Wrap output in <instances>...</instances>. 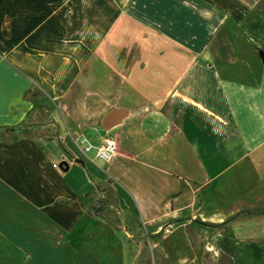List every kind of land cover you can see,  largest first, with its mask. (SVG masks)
<instances>
[{"label":"crops","instance_id":"crops-1","mask_svg":"<svg viewBox=\"0 0 264 264\" xmlns=\"http://www.w3.org/2000/svg\"><path fill=\"white\" fill-rule=\"evenodd\" d=\"M258 54L264 0H0V106H12L0 114V264H145L146 249L151 264H264ZM35 106L52 108L39 120ZM113 111L122 119L105 130ZM57 133L76 158L39 148ZM105 140L116 151L97 166ZM63 162L91 192L72 195ZM105 185L116 234L90 210Z\"/></svg>","mask_w":264,"mask_h":264},{"label":"rangeland","instance_id":"rangeland-1","mask_svg":"<svg viewBox=\"0 0 264 264\" xmlns=\"http://www.w3.org/2000/svg\"><path fill=\"white\" fill-rule=\"evenodd\" d=\"M260 59L262 60L261 58V55L258 54ZM12 106H0V114H5V112L7 110H10ZM52 108L51 106H35L34 109H33V113L34 114H38V117H39V120L42 119V117L44 115H46L48 117L49 115V112L46 110V109H50ZM54 108L57 110V107L54 106ZM14 111V110H12ZM58 111V110H57ZM4 112V113H3ZM15 114H17V111H14ZM2 116V115H0ZM12 117V115L10 116ZM13 117H17L16 115H14ZM46 117V118H47ZM44 124V121H38L36 123H34L32 126L35 127V126H40ZM27 127H29L28 125H25L23 124L22 125V135H26L29 133V130H27ZM65 131L68 132V130L66 129ZM15 135L17 134V136H19L18 132H15L14 133ZM48 136L47 138L51 139V138H54V136H51L49 137V135L45 134L44 133V137ZM56 136H58V133L56 134ZM71 137V136H70ZM23 139V138H22ZM57 142L56 141H53V140H46V141H42L40 144H39V148L41 147V149L43 150V152L46 153V155H48V157H50V159H54L56 162H58L59 160V157H64L66 159V161H70L72 160L74 157L76 158V154H74V152H70L67 150V140L63 137H60L58 136L56 138ZM77 139H74L72 138V145L74 146V148L77 149L76 147V144H77ZM66 144V145H65ZM65 146V147H64ZM24 151V150H23ZM76 153V152H75ZM94 150L90 153L91 156H93L94 154ZM97 160L95 161V164L97 166H99L102 162L101 159L99 158H96ZM50 161V160H49ZM23 162L26 163L27 165V162H28V165L29 166H33V167H36L39 168H43V169H48L45 165H42V163L35 161V159H32V160H23ZM52 163V166H53V162ZM27 165V166H28ZM43 166V167H42ZM65 172V175H67L66 178V181L68 182L69 184V187H70V192L72 193V195L76 198L78 196L81 195V193L83 192H91L92 190V185H90L89 183H87V179L88 178V175L87 174H84V176H82V173L80 172H76V171H64ZM90 175H92V173L90 172ZM23 179L24 178H28L29 176H26L25 174L22 175ZM45 177H48L50 178V175H46ZM93 177V176H92ZM64 184H65V181H63ZM21 184L23 185V183L21 182ZM108 185H105L104 186V189H105V192L101 195V196H95L96 199L91 203L90 205V210L92 211V213L96 214V213H100V214H104V216L108 217L109 219H111V224H110V227L109 229L111 230V234H116L115 231H120L121 229V226L123 225L122 221L120 220L121 218L119 217V213L117 211V207L115 206L114 204V201H112V197H113V193L111 191V189H109V187H107ZM103 189V190H104ZM24 195V193H23ZM26 195V194H25ZM82 200H85L84 198H82ZM130 225L132 228L134 229H139V224L138 222L135 221V219L131 218L130 217ZM120 221V222H119ZM95 229V228H94ZM97 230L99 231V233L102 235V237H110L109 235H107V230L108 229H103V228H100L97 226ZM108 230V231H110ZM117 236H121V235H118ZM109 240V243L113 242V240L111 239H108ZM118 242L120 243V239L118 238ZM73 243V242H72ZM78 243L77 241H75V243L73 244L75 247L78 246ZM94 243V242H93ZM113 244V243H111ZM85 247H87L88 249H92L93 247V244L90 240H86V243H85ZM104 247V246H103ZM96 250L99 249L98 247H95ZM112 246L110 245V248L108 246H106V250H111ZM101 250V249H99ZM105 251V250H104ZM130 257L131 255H128L127 256V261L128 263H130ZM156 255L155 254H151L149 252L148 249L145 250V253L143 255L140 256V261L142 263H149L151 264L152 263V260H156ZM106 261L108 264H110V259H111V253L110 254H107L106 255Z\"/></svg>","mask_w":264,"mask_h":264},{"label":"built area","instance_id":"built-area-1","mask_svg":"<svg viewBox=\"0 0 264 264\" xmlns=\"http://www.w3.org/2000/svg\"><path fill=\"white\" fill-rule=\"evenodd\" d=\"M76 147L77 151L82 156H87L89 151L91 150V146L83 139L77 141ZM115 151V142L113 140H105L98 146L95 155L96 158L106 161L111 157L112 154H114Z\"/></svg>","mask_w":264,"mask_h":264},{"label":"water","instance_id":"water-1","mask_svg":"<svg viewBox=\"0 0 264 264\" xmlns=\"http://www.w3.org/2000/svg\"><path fill=\"white\" fill-rule=\"evenodd\" d=\"M262 61L264 62V56H262ZM122 119V114L118 113V112H109L107 113L101 122V125L103 127V129L105 130H109L110 128H112L113 126H115L116 124H118ZM64 163V164H63ZM59 165V167L61 169H63L64 171H67L68 169V165L63 162ZM63 165H66L65 167H63Z\"/></svg>","mask_w":264,"mask_h":264},{"label":"trees","instance_id":"trees-1","mask_svg":"<svg viewBox=\"0 0 264 264\" xmlns=\"http://www.w3.org/2000/svg\"><path fill=\"white\" fill-rule=\"evenodd\" d=\"M207 264H233V261L227 257L226 255H221L217 260L216 262H209Z\"/></svg>","mask_w":264,"mask_h":264}]
</instances>
